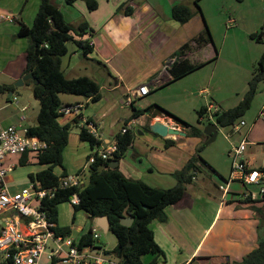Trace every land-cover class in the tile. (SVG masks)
<instances>
[{"label": "rangeland", "instance_id": "374dc122", "mask_svg": "<svg viewBox=\"0 0 264 264\" xmlns=\"http://www.w3.org/2000/svg\"><path fill=\"white\" fill-rule=\"evenodd\" d=\"M97 1L98 8L89 10L85 0H78L75 5H67L64 0H54L73 26L77 27L85 20L96 30L97 34L94 33L92 39L96 41L98 49L102 48L104 54L100 52L101 55H97L95 51L87 57L83 56L78 45L74 41H69L68 53L62 57L63 72L68 77L88 76L96 80L101 86V98L98 101L87 102V98L80 95L61 93L60 96L64 102L83 103L85 105L82 110L83 116L93 117L100 133L114 138L131 120L133 114L131 105L124 106V99L129 91L142 83L148 84L159 76L167 67L166 64L179 47V43L172 39L168 43L159 44L158 40L161 38L157 37L158 40L155 38L153 42V37L148 36L142 38L143 46L136 43L123 46L122 40L118 45L115 38L108 36L102 25L108 21L122 29L126 26L136 27L138 24L124 23L120 20L121 16L114 15L121 4H129L131 0ZM146 1L156 6L159 3L164 4L166 0ZM143 2L144 0H135V3ZM40 4L41 0H0V18L1 16L16 17L14 22L6 19L0 21V67H3L13 56L21 54L22 58H25L30 41L28 38L17 36L19 26L22 21L30 26L33 24ZM199 4L203 13L200 23L205 26L206 22L208 25L216 48L213 57L209 58L193 49L189 54V60L197 65L196 69L178 79L167 80V76V79L159 85L150 84L151 92L146 96H136L134 102L139 109L158 105L166 110L161 116L166 117L167 120L172 118L177 122L178 118L183 119L204 130L208 123L216 120L207 118L201 120L199 111L202 107L213 103L220 112L227 111L240 104L250 90L251 81L256 76V66L264 53V36L262 41L252 36L264 30V0H201ZM161 8L163 17L159 21L163 22V29L172 34L176 27L167 25V16L163 7ZM113 16L114 19L111 21ZM229 18L234 19L235 22L230 23ZM193 21L186 26L175 22L181 27L178 28L177 34H180L184 27L188 28L189 34L194 33L196 22ZM147 22L143 20L139 24L145 23L143 25L145 27ZM106 54L109 56V63L104 61ZM101 56H104L103 64L98 62ZM120 76L123 83L115 88ZM0 78L4 77L0 74ZM19 79L13 83L15 90L12 95H10L11 91L0 93V106L7 105L9 98L17 97L21 102L20 107L28 108L23 112L27 117L24 127L34 125L37 123L40 102L33 93L32 84H18ZM76 100L82 102H75ZM263 106L264 80L258 82L254 99L247 111L234 124L220 126L219 133L213 141L207 143L205 137L197 141L196 138L176 135L170 137L176 139V144L169 148L165 146V138L150 129V124L157 119L149 118L147 114H145L147 117L139 116L129 127L133 135V143L126 152L123 166L140 167L144 174L143 180L158 184L153 181L158 177L162 181L161 184L167 185V180L172 182L175 180L173 176H169L172 169H180L190 158L197 156L210 165V168L197 172L198 179L191 182L192 185L197 186L198 192L195 195L204 197L208 188H216V180L217 183L223 181L215 174L216 172L225 180L231 178L234 162L231 153L243 139L248 141L243 153L245 162L252 168L264 167V117L261 115ZM0 114L18 116L19 109L15 104H11L6 110L0 109ZM74 119L73 115H61L58 118L60 123L71 122V127L69 143L63 152V166L54 167V171L57 175H61L64 170L67 174H79L84 171L82 178L86 185L90 177L88 157L93 153V148L88 140L80 138L82 119L79 118L78 122ZM242 121L245 124H242ZM236 126L240 129L236 130ZM177 127L183 129L181 125ZM200 147L198 152L197 149ZM47 167V164L36 161L24 165L18 164L8 173L9 185L12 186V190L20 189L30 183L31 173ZM150 167L151 169H148ZM231 183L241 186L242 182L232 180ZM242 187L245 190V186ZM58 212L59 225L69 227L70 237L76 241H79L90 228H97L96 223L92 222L84 211L79 210L74 213L70 200L61 203ZM262 215L259 234L261 233L260 237L264 238V214ZM97 231L101 236L98 246L110 254L112 261H116V255L112 254L117 246L116 236L111 232L105 233L102 229L97 228ZM45 260V258L42 260V264H46ZM163 262L160 259L158 264H164Z\"/></svg>", "mask_w": 264, "mask_h": 264}, {"label": "trees", "instance_id": "16d2710c", "mask_svg": "<svg viewBox=\"0 0 264 264\" xmlns=\"http://www.w3.org/2000/svg\"><path fill=\"white\" fill-rule=\"evenodd\" d=\"M76 1L78 0H64L67 5H73ZM85 1L89 10H95L99 6L97 0ZM195 2L201 11L198 0ZM117 11L132 15L134 8L128 3H123ZM171 15L174 20L184 24L190 21L195 13L186 4L179 3L172 6ZM53 23L55 27L52 29ZM93 34L94 29L85 20L81 21L77 27L68 22L65 14L54 0H41L39 11L31 26L23 21L20 23L17 36L28 38L30 41L26 50L24 75L33 73L38 80V84H35L32 79L25 83L32 84L33 93L40 102L37 123L28 126V134L38 136L47 143V147L37 152H25L18 157L17 161L22 165L32 161L48 165L47 168L30 174V180L42 187L57 186L60 178L67 175L66 170L61 175H57L54 171V167L63 166V152L69 143L71 127V122L60 123L58 120L62 115L60 110L64 105L69 104L61 99L60 94L80 95L93 101H98L101 98V86L96 80L88 76L68 77L62 70V57L68 53L67 43L74 41L80 49V54L87 57L94 51ZM252 36L258 41H262L264 30L262 29ZM195 40L200 45L213 42L211 31L206 22L204 29L195 37ZM190 46L191 42L184 43L173 55L177 56V59L168 68L173 79L181 78L197 68V65L187 57V50ZM256 69V76L251 81L250 90L240 104L216 114V121L220 126L234 124L251 106L258 82L264 80V53ZM14 90V84H0V93L14 92ZM132 108L133 114L130 119L143 114L154 118L166 112L163 107L158 105L139 109L135 106V102H133ZM205 108L206 106L200 109V118L203 116ZM74 121L78 122V118H75ZM177 123L184 128L188 137L208 138L204 130L183 119L178 118ZM116 137L119 143L118 151L112 158L106 160L99 158L90 165L88 184L81 187L59 189L52 199L43 201L42 210L55 224L54 230L57 234L70 236L71 229L59 225L58 206L77 194L80 204L73 205L74 213L82 210L92 222L101 217L109 219V232L117 238V246L112 252L116 258L118 251L122 250V255L127 259L128 264H145L143 262L145 255H152L154 259L151 264H156L158 259L165 254L155 240L151 224L154 221L167 222V208L179 203L185 197L187 185L193 181L196 172L202 169V164H209L206 160L201 159V166L197 163L200 159L193 156L182 168L173 173L177 180L176 185L170 188L152 186L142 179L127 176L119 166L111 167L113 161H120L125 156L133 143V135L130 130L124 134L119 132ZM80 138L88 140L92 148L99 142L84 125L80 131ZM175 144V139L165 138L167 148ZM200 149L201 147L197 151L199 152ZM246 201L250 202V200ZM259 201L264 202V198ZM124 217L135 219L131 227L121 224V219ZM93 243V229L90 228L80 238V244L87 246ZM2 264H13L12 257ZM240 264H264V238L259 240L258 247L245 256Z\"/></svg>", "mask_w": 264, "mask_h": 264}, {"label": "crops", "instance_id": "0c3cea01", "mask_svg": "<svg viewBox=\"0 0 264 264\" xmlns=\"http://www.w3.org/2000/svg\"><path fill=\"white\" fill-rule=\"evenodd\" d=\"M195 1L196 0H166L164 4L159 3L155 6L146 0H144L142 4L135 3V0H131L128 5L134 8V12L132 15H126L123 12L118 11L115 12L114 15L121 16L120 20L124 23L132 22V24H138L136 27H134L133 25L132 27L126 26L125 29H122L118 28L117 24L115 25L113 24V22L110 23L108 21L103 24L102 27L104 28V31L107 32L110 38H115V41L118 45L122 43V40L124 41L123 46H128L131 43H136L137 45L143 46L144 44L141 40L142 38L148 36L153 37V42H155V38L156 40H158L157 37L161 38V40H158L159 44H165L170 42L172 39H175V42L179 43V47L174 51V54L184 43L191 42V46L187 50L188 58L193 49L198 50V52H201L205 56H208L210 58L213 57L214 51L216 52V48L213 45V42L200 45L195 40V37H197L199 33L204 29L203 24L200 23L201 19L203 18L202 8L200 6V11ZM200 1L201 0H198V3H200ZM179 3L186 4L195 13L194 17L190 21L182 24L183 26H186L194 20L193 22H196V30L192 34H189L187 27H184L183 31L180 32V34H177L179 32L178 28L180 27V23L172 18L171 9L174 4ZM161 7H163L164 14L167 16V25L176 27V30L172 34L169 33L168 30L163 29L164 24L163 22L159 21L161 20L160 18L163 17L161 16ZM168 12L170 13L168 14ZM63 13L65 14V12ZM142 14H145V16H142ZM113 19L114 16L110 20L113 21ZM143 20L148 21L145 27H143L145 23L139 24ZM229 22L234 23L235 21L234 19L229 18ZM94 33L97 34L96 30H94ZM92 42L94 43L93 53L96 51L97 55H104L102 48L98 49L96 41L92 39ZM105 57V63H109L110 59L108 54H106ZM102 59H104V56H101L98 61H101L100 63L103 64L104 62ZM176 59L177 57L172 56L166 66L169 68V66ZM25 67L26 55L25 58H22V55L19 54L8 59L3 67H0V74L4 77L0 78V84H13L14 81L24 75ZM167 67L159 76H156L148 84L159 85L167 79V76V80L171 79L172 76L169 73ZM121 83H123L122 76H120V78L116 81L115 88H118ZM13 93L14 92L11 91L10 95H12ZM88 100L89 99H87V102ZM67 102L72 103L70 101ZM75 102H82V100H76ZM11 104H15L17 106V108L19 109V115L14 116L10 114H0V130L11 124L24 126V123L27 120L26 117L24 121H21L22 116L24 115V111L22 110L24 106L20 107L21 102H14V98H9V100L7 101V105L2 104L0 106V109L6 110ZM141 116L143 117L146 115L143 114ZM91 118L94 120L93 117ZM154 118L168 123L172 126H179V124L172 118H169L167 120L166 117L161 115ZM202 119L204 118L201 117V120ZM214 119L216 120V118ZM133 120H135V118H133ZM185 137L188 136L186 135ZM191 138H196L197 141L202 139L201 137ZM206 140H208V138H206ZM124 157L119 161V168L127 176L143 180L144 174L142 168L137 166L126 168L125 166H123ZM10 160L15 161L16 157H11ZM197 163L201 165L202 162L201 160H198ZM202 165V169L198 170L197 172L208 167L210 168V165ZM248 166L250 167V165ZM124 169H126V171ZM148 169H151V167ZM175 171L176 170L172 169L171 172H169V176L174 177L173 173ZM197 172L196 176L193 178V181L198 179ZM215 174L223 179V177L217 172ZM8 181L10 182L9 177ZM144 181L152 186L161 188H170L177 183L176 178L175 180H173V182L167 180V185L161 184L162 181L158 177H155L153 180L158 184H153V182H149L146 180ZM218 183L216 180V188H208L204 197L201 195H195L198 192L197 186L189 183L187 185V192L185 194V197L179 203L167 208V222L160 223L154 221L151 224V228L155 233V240L165 254L158 259L156 264L159 263L160 259L164 261V264H226L227 261L230 262L229 264H240L245 256H247L258 247L261 234H259V232L261 230V221L263 219L262 214H264V202H260L259 200H257L250 201L248 203L247 201L241 200L240 195H242V193L246 192V190L249 189V187L244 183H241V186H238L237 183H231L230 192L225 197L224 193L219 188ZM242 184L245 186V190L242 187ZM251 188H253V186H251ZM11 217L12 213H0V228H2L5 225V222ZM94 222L97 225V220H95ZM107 254L110 255L109 253ZM4 259V256L0 255V263L4 262ZM153 259L154 257L152 255L143 256V262L145 264H151Z\"/></svg>", "mask_w": 264, "mask_h": 264}, {"label": "built area", "instance_id": "2783aa9c", "mask_svg": "<svg viewBox=\"0 0 264 264\" xmlns=\"http://www.w3.org/2000/svg\"><path fill=\"white\" fill-rule=\"evenodd\" d=\"M6 19L14 22L16 17L1 16L0 21ZM168 69V68H167ZM151 85L143 83L135 89H131L124 99V106H132L136 96H146L151 92ZM14 102L18 103L16 97ZM83 103H69L60 110L62 115H73L81 118L83 125L99 141L93 147V153L88 159L90 165L97 159L112 158L119 149L118 139L109 138L100 133L97 123L91 118L83 116ZM27 110V106L22 108ZM220 112L213 103L205 108L203 118L212 120ZM261 115L264 117V106ZM26 116L23 115L21 121ZM134 122L130 120L121 130L124 134ZM242 124H245L242 121ZM239 130V126L235 127ZM247 139L232 151L233 171L229 180L222 179L219 188L226 197L230 192L232 180H239L249 187L246 192L240 195L241 200L257 201L264 198V168H250L245 162L243 153L246 150ZM47 147V143L38 136L28 134V127L11 124L0 130V213H12V217L0 228V255L4 256V262L12 257L13 264H42L45 258L46 264H123L122 261H112L110 256L102 247L98 246L100 235L97 228L93 229L94 243L81 246L80 240L76 241L70 236H62L54 230L48 214L42 210L43 201L52 199L59 189L84 186L82 171L79 174H67L60 178L59 185L54 187H42L30 181L26 186L12 190L9 185L8 173L17 167V160H10L11 157L18 158L25 152H37ZM253 186V188H251ZM224 197V198H225ZM73 205L80 204L77 194L71 196ZM3 262V263H4ZM230 262L227 261L226 264ZM2 264V263H0Z\"/></svg>", "mask_w": 264, "mask_h": 264}, {"label": "water", "instance_id": "95a60500", "mask_svg": "<svg viewBox=\"0 0 264 264\" xmlns=\"http://www.w3.org/2000/svg\"><path fill=\"white\" fill-rule=\"evenodd\" d=\"M55 27V24L53 23L52 29ZM32 79L35 84H38L37 78L34 76L33 73H27L23 75L20 79L18 84H23L25 81ZM150 129L152 132L164 137V138H170L171 136H182L185 137L187 135V132L181 128H178L176 126L169 125L168 123H165L160 120H155L153 123L150 124ZM220 125L218 122H210L206 125L204 129L205 135L208 137L207 143L213 141L218 133H219ZM119 166V161H113L111 163V167L115 168ZM134 218H128L124 217L121 219V224L123 226L131 227L134 223ZM97 226L102 229L105 233L109 231V219L107 217H101L97 219ZM117 258L119 260H122L123 264H128L127 259L123 257L122 250H119L117 253Z\"/></svg>", "mask_w": 264, "mask_h": 264}]
</instances>
